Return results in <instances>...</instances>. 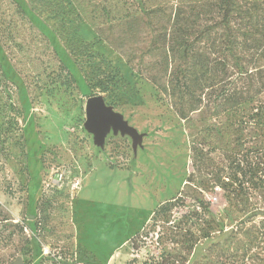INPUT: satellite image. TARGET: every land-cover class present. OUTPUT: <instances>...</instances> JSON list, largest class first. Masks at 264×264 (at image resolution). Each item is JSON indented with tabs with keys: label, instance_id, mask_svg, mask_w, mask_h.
<instances>
[{
	"label": "rangeland",
	"instance_id": "374dc122",
	"mask_svg": "<svg viewBox=\"0 0 264 264\" xmlns=\"http://www.w3.org/2000/svg\"><path fill=\"white\" fill-rule=\"evenodd\" d=\"M13 1L47 37L77 89L36 90L34 66L41 64L48 75L55 67L49 46L39 38L32 42L25 27L9 23L17 16L15 7L12 0H0V23L7 31L0 36V212L9 223L27 227L20 234L0 225V264H13L18 257L22 264H49L46 252L52 257L62 251L66 257L61 259L75 255L85 264H126L132 259L141 264L148 255L161 253L151 244L157 230L137 250L131 249L130 239L159 204L173 198L178 199L174 218L203 201L209 205L207 219L218 224L217 231L194 247L186 264L207 261L208 248L222 243L240 220L264 221V180L245 176L235 138L223 139L219 129L226 116L216 115L203 99L182 120L161 90L171 64L154 49L143 9L163 12L162 19L149 14V23H167L178 10L193 11L203 0H140L142 5L136 0ZM123 13L124 18L118 17ZM97 95L141 135L136 147L130 135L111 127L103 145L95 142L85 128V102ZM258 101L264 105V93ZM256 103L243 105L244 113L255 114ZM261 116L241 132L244 149L254 152L247 154L249 159L264 154V107ZM207 126L218 143L213 151L204 148L196 156L193 148ZM227 141L232 145L224 151ZM62 166L69 170L68 182L73 175L81 179L72 204L63 196L45 194L49 175ZM66 188L70 190L69 184ZM41 197L51 203L40 205ZM38 214L44 218L40 231ZM263 231L258 224L262 249ZM166 250L170 253L171 247ZM253 252L264 256L260 248Z\"/></svg>",
	"mask_w": 264,
	"mask_h": 264
},
{
	"label": "trees",
	"instance_id": "16d2710c",
	"mask_svg": "<svg viewBox=\"0 0 264 264\" xmlns=\"http://www.w3.org/2000/svg\"><path fill=\"white\" fill-rule=\"evenodd\" d=\"M136 1L142 5L140 0ZM12 4L17 16L11 18L9 23L13 26L19 24L20 28L25 27L32 37V42L39 38L41 42L48 44L49 56L55 63L54 69L49 71H52L51 75L46 74L45 69H40L41 64L34 66L35 78L32 82L36 90H76V79L58 57L55 49L49 45L47 37L30 24L17 2L12 0ZM195 5L191 7L193 11L178 10L167 23H149L152 22L149 14H155L156 18L162 19L159 14L163 12L160 9H143L152 42L156 44L154 49L163 53L166 64H171L165 87L161 90L166 92L165 97L182 120H186L196 107L202 104L203 99L206 100V107L214 110L216 115H225V121L219 129L223 139L235 138L233 144L238 147L234 148L242 155L241 163L248 172L245 176L261 182L264 180V154L262 153V157L249 159L247 154L254 152L249 147L244 149L241 132L255 117L262 120L264 105L259 103L258 98L264 93V69L261 68L264 66V0H203ZM106 16H109L108 11ZM120 16L124 18L126 15L123 13L118 15ZM1 24L0 36L7 32ZM8 36L12 38V35ZM13 66L16 70L15 65ZM234 74L239 76L238 80L233 78ZM251 102H257L252 109L256 112L246 115L243 105ZM212 131L211 127H206L201 143L193 148L194 155L197 156L204 148L209 152L215 149L218 138ZM231 145L229 141L225 142L223 150L227 151ZM78 178L80 176L73 175L69 181L73 182ZM232 180L238 182L237 175H233ZM45 191V194L63 196L69 204H72L76 195H71L66 186L63 189L45 187ZM44 198H47L46 195ZM177 200L173 198L159 204L153 210L149 222L130 239L131 249L137 250L139 243L148 240L150 234L157 230L156 239L151 241V244L159 246L161 253L156 257L148 255L141 264H186L194 247L202 239L209 238L213 231H217L218 224L206 217L207 214L209 216L208 202L198 201L195 208L186 211L178 219L172 214L178 204ZM42 201L44 199L41 197L40 205L43 206L51 203L50 199L47 203ZM38 216L35 224L40 231L44 218L42 219L40 214ZM246 218L229 231L222 243H214L208 248L204 256L207 261L197 260L192 264H264V256L260 257L258 253L253 252L258 248L264 251L259 247L261 240L258 232V224L264 228V221L256 224ZM9 221L10 218L0 212L2 229L13 228L20 234L27 232L25 225ZM260 235L264 236V231ZM33 238L35 239L36 235H33ZM168 246L171 247L170 253L166 250ZM47 255H50L47 257L49 264H60L58 259L66 257L63 251L53 254L52 257L50 252ZM62 260V264H67L69 259ZM135 260L132 259L126 264H134Z\"/></svg>",
	"mask_w": 264,
	"mask_h": 264
},
{
	"label": "water",
	"instance_id": "95a60500",
	"mask_svg": "<svg viewBox=\"0 0 264 264\" xmlns=\"http://www.w3.org/2000/svg\"><path fill=\"white\" fill-rule=\"evenodd\" d=\"M109 127L121 134L130 135L133 140V146L141 140L135 128L129 126L120 113L107 106L102 96H92L85 102V128L94 135L95 142L103 145L106 132ZM13 264H22V259L18 257Z\"/></svg>",
	"mask_w": 264,
	"mask_h": 264
},
{
	"label": "built area",
	"instance_id": "2783aa9c",
	"mask_svg": "<svg viewBox=\"0 0 264 264\" xmlns=\"http://www.w3.org/2000/svg\"><path fill=\"white\" fill-rule=\"evenodd\" d=\"M69 173L68 170L62 166L61 168H58L56 169L55 171H52L51 175H49V181L45 183V186L46 187H55L57 189H63L66 184L70 186V190L69 192L71 193V195L73 194H76L78 189L80 188V185H81V179L78 178V179H75L73 182L69 181V182H66V174ZM48 252H46L47 254ZM59 261H61L60 264H62V259L59 258L58 259ZM67 264H85L81 261H79L75 255H74V258H70L68 261H67Z\"/></svg>",
	"mask_w": 264,
	"mask_h": 264
},
{
	"label": "crops",
	"instance_id": "0c3cea01",
	"mask_svg": "<svg viewBox=\"0 0 264 264\" xmlns=\"http://www.w3.org/2000/svg\"><path fill=\"white\" fill-rule=\"evenodd\" d=\"M80 189V188H79ZM79 189H78V191H79ZM78 191H77V193H78ZM77 193H76V195H77ZM76 195H75V198H76ZM75 200V199H74Z\"/></svg>",
	"mask_w": 264,
	"mask_h": 264
}]
</instances>
